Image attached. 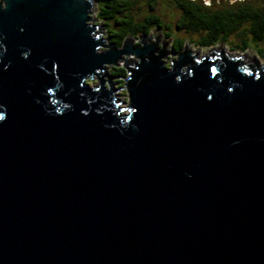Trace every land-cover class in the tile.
<instances>
[{
    "label": "water",
    "instance_id": "1",
    "mask_svg": "<svg viewBox=\"0 0 264 264\" xmlns=\"http://www.w3.org/2000/svg\"><path fill=\"white\" fill-rule=\"evenodd\" d=\"M93 1L0 0V264H264V65L106 45Z\"/></svg>",
    "mask_w": 264,
    "mask_h": 264
},
{
    "label": "trees",
    "instance_id": "2",
    "mask_svg": "<svg viewBox=\"0 0 264 264\" xmlns=\"http://www.w3.org/2000/svg\"><path fill=\"white\" fill-rule=\"evenodd\" d=\"M95 1L98 5L97 17L105 26L112 47H121L128 37L136 39L138 36H147L152 30H163L161 16L153 12L156 0H147V13L142 18H137L132 10L136 0ZM172 3L179 14L181 13L174 25L175 29L183 30L188 34H197L199 37L196 45L207 48L217 41L225 44L230 35H237L241 42L235 47L243 51L250 49L251 43L253 45L263 43V47L256 49V53L264 62V2L260 4L256 1L242 0L223 8L207 5L198 0ZM243 25L246 27L241 29ZM164 34L169 35L165 32ZM246 35H249L250 40L245 38ZM186 40L189 39H174L173 51L181 53ZM133 65L132 63L129 66ZM110 70V77L117 78L119 82L128 75L124 66L115 65Z\"/></svg>",
    "mask_w": 264,
    "mask_h": 264
},
{
    "label": "rangeland",
    "instance_id": "3",
    "mask_svg": "<svg viewBox=\"0 0 264 264\" xmlns=\"http://www.w3.org/2000/svg\"><path fill=\"white\" fill-rule=\"evenodd\" d=\"M238 1H242V0H216L215 2H211L209 1V3L207 5H212L214 7H218V8H223L228 7L232 4H234L235 2ZM250 1H256V3H260L262 4L264 2V0H250ZM207 3V2H206ZM205 3V4H206ZM97 8L98 5L96 3V1H93V8L91 11V17L94 19L92 20L93 24L97 25H101L102 28V33L101 36L105 39V44L109 45V37L107 36L106 30H105V26L102 24L101 21H99L98 17H97ZM147 0H136V3L134 5V8L132 9L134 12V15L137 18H142L144 15H146L147 13ZM153 12L158 13L163 21V30H159L156 29L160 32L161 36L160 39L156 45L157 49H161L163 47L166 48L167 50V55L163 58V60L166 62V65L168 66L169 63L171 61H175L178 57V54L180 52H174L172 49V43L174 41V39H189L185 41V44L183 45V48H189L191 49L195 55L197 56V58H200L204 55H206L210 50L213 51H220L221 49H224L225 52L228 55H238L241 54L243 52H251L254 57L256 58V60L258 61V63L260 65H264V62L262 61V59L260 58V56L256 53V49L262 48L263 47V43H256V45H253L251 43V48L250 49H246V50H241L237 47H235L236 45L240 44L241 39L237 36V35H230L227 38L226 43H222V42H218L216 44H213L212 46H209L207 48H202L199 45H196L197 40H198V35L197 34H188L186 32L182 31H178L175 29L174 25L176 20L178 19V14L179 11L178 9L175 7L174 3H172L171 0H156L155 5H154V9ZM246 27V25H243V27H241V29H244ZM164 32L167 34H169L168 36H166L164 34ZM146 37V36H145ZM245 38L247 40H250L249 35H246ZM144 39L143 36H138L136 37V39H132V44H136L138 47H140V42L141 40ZM190 42H194V43H190ZM137 62V58L133 55H129L127 61L125 62L124 60H121L117 63L118 66H129L130 64H134ZM113 66H110L106 69V74L108 76H110V68ZM107 81V80H105ZM124 81L125 78L123 79L122 82H119L117 80V78H111V86L112 88H114V95L120 100L122 101L125 105H127L129 97L127 94V91L124 87ZM91 86H94L97 83V80H92L88 82ZM107 88V85H104Z\"/></svg>",
    "mask_w": 264,
    "mask_h": 264
},
{
    "label": "flooded vegetation",
    "instance_id": "4",
    "mask_svg": "<svg viewBox=\"0 0 264 264\" xmlns=\"http://www.w3.org/2000/svg\"><path fill=\"white\" fill-rule=\"evenodd\" d=\"M149 1V0H148ZM172 2L174 1H177V2H181V1H183V0H171ZM198 1H201L202 3H206V4H208L209 3V1H211V2H215L216 0H198ZM181 14V13H180ZM180 14H178V18H179V16H180ZM177 21H178V19L176 20V22H175V24L177 23ZM179 31V30H178ZM243 61V60H242ZM244 62V61H243ZM247 65H251V64H247ZM252 66H254V65H252Z\"/></svg>",
    "mask_w": 264,
    "mask_h": 264
},
{
    "label": "clouds",
    "instance_id": "5",
    "mask_svg": "<svg viewBox=\"0 0 264 264\" xmlns=\"http://www.w3.org/2000/svg\"><path fill=\"white\" fill-rule=\"evenodd\" d=\"M3 118V113H0V119H2Z\"/></svg>",
    "mask_w": 264,
    "mask_h": 264
}]
</instances>
